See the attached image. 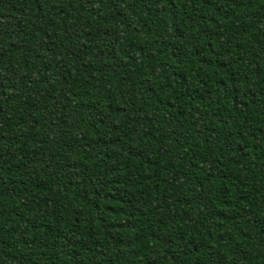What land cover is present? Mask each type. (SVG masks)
<instances>
[{"label": "trees", "instance_id": "trees-1", "mask_svg": "<svg viewBox=\"0 0 264 264\" xmlns=\"http://www.w3.org/2000/svg\"><path fill=\"white\" fill-rule=\"evenodd\" d=\"M0 264H264V0H0Z\"/></svg>", "mask_w": 264, "mask_h": 264}]
</instances>
